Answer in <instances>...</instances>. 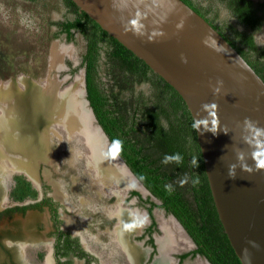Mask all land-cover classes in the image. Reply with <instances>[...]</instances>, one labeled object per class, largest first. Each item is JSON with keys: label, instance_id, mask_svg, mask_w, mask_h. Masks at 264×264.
I'll use <instances>...</instances> for the list:
<instances>
[{"label": "water", "instance_id": "1", "mask_svg": "<svg viewBox=\"0 0 264 264\" xmlns=\"http://www.w3.org/2000/svg\"><path fill=\"white\" fill-rule=\"evenodd\" d=\"M72 1L183 98L193 119L209 188L227 238L242 264H264L263 79L183 0ZM81 75L85 108L102 134L104 146L138 186L151 194L97 121L86 97L83 68ZM23 108L25 115L36 109ZM41 113L43 117L38 121H46L44 115L49 112ZM46 129L54 131V124ZM10 159L12 170L18 169V164L23 166L24 160ZM28 160L31 170L41 161ZM151 197L159 201L153 194ZM169 215L181 226L173 214Z\"/></svg>", "mask_w": 264, "mask_h": 264}, {"label": "trees", "instance_id": "2", "mask_svg": "<svg viewBox=\"0 0 264 264\" xmlns=\"http://www.w3.org/2000/svg\"><path fill=\"white\" fill-rule=\"evenodd\" d=\"M183 1L203 16L264 81V45L254 36L264 27V0ZM61 2L70 17L49 21L55 27L52 36L65 34L71 41L78 33L84 39L80 66L94 115L132 173L159 200L156 204L141 199L136 190L129 192L141 203L150 204L146 207L151 219L147 231L152 234L156 229L152 208L160 207L174 215L195 244L194 250L179 254L180 259L199 254L210 264H242L218 217L193 119L183 98L72 0ZM221 8L233 21H218ZM26 208L10 207L3 213L24 212ZM65 240L63 246L56 244L57 262L69 250L85 258L86 264L97 261L76 236L67 232ZM149 243L154 248L152 238Z\"/></svg>", "mask_w": 264, "mask_h": 264}, {"label": "rangeland", "instance_id": "3", "mask_svg": "<svg viewBox=\"0 0 264 264\" xmlns=\"http://www.w3.org/2000/svg\"><path fill=\"white\" fill-rule=\"evenodd\" d=\"M193 1L196 3H204L202 0ZM67 13L68 12L61 0H39L36 2L28 0H0V93L6 91L8 98L12 97L17 100L25 98L27 106H34L38 109H30V112L32 110V116L35 119H38L39 116L41 117L39 114L36 116L35 112H48L45 108L40 107L43 97L47 100L46 96H53L56 103L53 102L52 105L54 108L52 107V110L54 109L55 111L53 110V112H49L50 114L47 115L52 121L51 124H54V129L58 131L55 135L59 136V143H62L61 146L66 147V149H60L57 162H59V164L65 163L66 165V160L69 159L71 165L74 166L78 160L77 157H83L80 159L78 169L86 167L88 169V174L84 179L89 180L88 177L90 178L93 176L92 172L94 171V168L88 160L91 150H89V147L87 146L85 134L83 132L69 133L64 126V119L66 116L63 115L65 114V111L63 112V110L66 109V111H68L69 109V106L67 105L69 104L68 92L69 90H73L75 85H79L80 87V99L83 102L84 107L83 76L81 75L82 67L80 66V63L85 48V41L78 33H75V39L71 41H68L64 35L53 37L52 33L55 28L49 23L51 20L62 19L65 16L70 17ZM224 19H227L228 22L233 21L232 18L228 16L227 11L221 8L218 21ZM238 28L242 27L238 25ZM254 36L259 45H264V27L261 30L256 31ZM53 53H57L55 59L53 58L55 56ZM73 69L74 71L71 72ZM65 90L66 92L60 93V91ZM2 97L3 96L0 97V119L5 120L6 118V122L8 119H12L15 123L20 120V124L18 125L23 126L24 123L23 128L26 130L28 128L27 125L30 126L29 119H26V116H21L17 113L15 114L17 109H14V106L16 104L10 101L12 100L11 98L10 100L5 98L7 96ZM59 99L64 101H60L59 103ZM19 104H21V102ZM60 104H63V108L65 109L59 107ZM6 105L10 107V109L7 108ZM22 106H24L23 103ZM55 106L57 107L55 108ZM6 109H9L10 111ZM21 117L23 120H27V123L26 121L22 122ZM16 119H18V121H16ZM89 122L94 126L91 119H89ZM8 123L10 124L9 121L7 124ZM26 132L29 131L26 130L23 132V134L25 133V136L28 135ZM50 134L51 131L46 130V128L43 130L45 141H52V137H49ZM21 140L26 141L24 138H20L19 142L17 140L18 148L23 145ZM53 141L55 142V140ZM26 143L29 145V142L26 141ZM5 149L7 148L4 147L2 150L4 151ZM43 149L41 147L40 151L44 155L48 151L45 147ZM4 167L0 165V170H3ZM16 177L19 178L18 181ZM28 177L33 183L36 182L31 175ZM30 183L31 182L26 180L22 174H11L9 180L6 181L4 185V189L5 191L7 190V192L4 191L3 200L5 201H2L1 204L6 205L9 201H20L23 198H36L38 191L30 187ZM75 186L79 187L77 182L76 185H73L72 187L74 198L69 199L68 208L71 212V220L74 226H76L74 229L79 234L85 247L103 264H131L127 259L128 254H126L127 252L124 249L126 242L127 245H132L138 249H145V252L140 251L141 253L138 254L139 256L136 257L133 264H153L159 254L158 240L164 235V229L161 227L160 218L169 219L172 217L164 212L162 208L155 206L152 209V213L157 221L158 227L155 229L154 233L151 234L154 248L150 245L149 238L147 237L141 239L139 242H135L133 237H137L136 235H139L142 232V229L148 224L150 217L147 208L145 207V205L147 206V203L142 205L136 196L130 197L128 191L134 188L140 193L141 199H144L145 201L149 200L156 204H158L159 201L150 197L149 193L138 185L126 186L119 192H114L111 188H104L98 184V187L95 186V190L100 194L94 197L95 190L92 188V190H88L89 188L83 189L87 192L86 197H84L85 200H83L80 195L77 196L78 190ZM59 187L61 188L60 185ZM75 189L77 192H75ZM10 193H12V197L10 196ZM79 207L85 208L86 214L78 212L80 209ZM117 208L138 212L136 216L139 219L138 222L133 227L131 233H128L125 237L122 235V241L119 236H117V238L113 236L115 230L114 225L117 223L116 220H118L113 214ZM6 222L7 221L4 220L1 224L7 227L8 222ZM6 243L10 245L9 247L11 250L15 251L16 257L21 256L20 258H15L16 261H18L16 264H54L52 254L48 251L46 246L41 244V242L37 243L35 240L15 242L6 240ZM138 244L140 247L137 246ZM194 249L195 245L192 242L190 248L187 247L169 251L168 257L172 264H198L200 261L209 264L203 256L198 254H190L185 258H179V254L190 252ZM4 258L6 259L4 253L0 251V264H8L7 260L4 261Z\"/></svg>", "mask_w": 264, "mask_h": 264}, {"label": "flooded vegetation", "instance_id": "4", "mask_svg": "<svg viewBox=\"0 0 264 264\" xmlns=\"http://www.w3.org/2000/svg\"><path fill=\"white\" fill-rule=\"evenodd\" d=\"M53 28L55 27L53 26ZM62 35L65 36V34H62ZM47 114L48 113H46V117L48 119H46V121L45 120L37 121L35 122L34 127L32 126L33 130L32 131L28 130L29 133L32 134V136L37 134V132L39 131L38 128L40 130H43V128L48 127V125L52 123V121H50L49 116ZM42 117L43 115H41V118ZM0 121H3V120L0 119ZM8 121L11 123L12 119H8L7 122ZM16 121H18V119ZM18 124H20L19 121L14 123L13 126H11L10 124L8 126L6 124L0 125V149H1L0 157L5 154L9 157H12L10 156L12 155V153L14 154L13 156L14 158H19L22 160L25 156H26V159L29 157L28 154L21 156V153L23 152H21V150L18 149L16 139L19 142V139L20 138L22 139L25 136L24 135L25 133L23 134L24 123H23V126H19ZM49 131H51V134L49 137L50 138L52 137V141L47 140L46 143H44L43 145L42 144L39 145L38 142L35 143L37 153H34L32 151L33 155L30 154L32 158L33 156H35L36 159L39 158L41 160L38 162L36 167L34 165L33 170H30L31 172L30 174L32 178L36 180V184L33 183L29 179L28 175L24 174L23 172L17 171L14 169L12 170V167L10 164H8V162L6 163L7 165H5V167L3 166V164L1 165L2 167H4V169L0 170V251L4 253L6 257V259L4 258V261L7 260L8 264H16V262L18 263V261H16L15 258H20V257H16L15 251L10 249L9 247L10 245L6 243V240H10L13 242L25 241V240H35L37 243L41 242V244L43 246H46L48 251H50V253L52 254L54 264H86L85 258L76 256V254L73 253L71 250H69L66 255L61 256L59 260L60 262H57V259L55 256L56 244L59 243L61 246L66 244L65 239H66L67 232L73 237L76 236L80 242L81 247L85 251H87L89 254L96 257L85 247L79 234L75 231L74 227L76 228V226H74L71 220V212L68 208V203H69V199L74 198L72 187L73 185H76V182H77V185L79 186V187L75 186L78 190L77 196L80 195V197H82L83 200H85L84 197H86V194H87V192H85L83 189L89 188L88 190H92V189L95 190V186L98 187L97 186L98 182L96 178L93 176L90 178L88 177L89 180L84 179L86 178L88 174V169L86 167H83L82 169H78L80 159H82L79 156L77 157L78 160L76 161V165L74 166L71 165V161L69 159L66 160V165L65 163L59 164V162H57L58 153L60 152V149L62 148L66 149V147L61 146L62 143H59V138H58L59 136L55 135V133H57L58 131H56L55 129L54 131L53 130H49ZM6 134H7V138L4 139L6 137ZM53 140H55V142ZM14 142H16V145L14 148H12L11 144H13ZM2 147L7 148L5 149L6 151L5 150L3 151ZM41 147L42 149L45 147L48 152L43 155L40 151ZM82 164H83V161H82ZM25 166L26 165L24 164L23 168L29 170V168ZM13 173L22 174L26 178V180L31 182L30 187L38 191L36 198L34 199L23 198L20 201H15V200H12L13 202L9 201V203L6 205L1 204L2 201L3 202L5 201L3 200V196H4L3 194L5 191L4 185L6 181L9 180V176ZM89 173L91 174L90 171ZM58 183L61 186V188L59 187ZM77 190L75 192H77ZM131 190H135V189L134 188L130 189L128 191V195L130 197L136 196V195L129 194ZM5 192H7V190ZM11 194L12 193H10V196L12 197ZM94 194H95L94 197H96V195H99L100 193L97 190H95ZM149 196L151 197V194H149ZM36 203H37V206L29 207V205L36 204ZM146 203H147V206L145 205V207L150 206L149 202H145V201L144 203H141V204L144 205ZM23 205L28 206V208H26L24 212L13 211L11 213H5V214L3 213L4 210L10 207L23 206ZM78 212L80 213L83 212L84 214H86V209L80 208ZM113 215L117 219L116 214L114 213ZM4 220L8 222L7 227L1 224L2 221ZM150 225H151V219L148 221V224H146V226L142 229V232L139 235H136L137 237H141V238L133 237L135 242L136 241L139 242L141 239H144L146 237L149 239L151 238V234L147 231V227H149ZM157 227H158V224L156 221L155 228L157 229ZM154 231L152 232V234L154 233ZM131 232L132 231H130V233ZM113 235H114V232H113ZM120 240L122 241L121 237H120ZM96 259L97 261H91L88 264H103L97 257Z\"/></svg>", "mask_w": 264, "mask_h": 264}, {"label": "bare ground", "instance_id": "5", "mask_svg": "<svg viewBox=\"0 0 264 264\" xmlns=\"http://www.w3.org/2000/svg\"><path fill=\"white\" fill-rule=\"evenodd\" d=\"M53 55H55L53 57L55 59L57 57V53L56 54L53 53ZM80 94H81V90H80L79 85L78 86L75 85L73 90H69L68 92V101H69V104H67L69 106L68 111H66V109L63 108V104H60L59 107L65 109L63 110V112L65 111L64 112L65 114L63 115L66 116L64 119V126L66 130L72 134L73 132H80V133L83 132L85 134V140H86L87 146L89 147V150H91V154L90 156H88V160H89V163L91 162V165L94 168V171L92 172L93 177L96 178L99 186H103L104 188H108V189L111 188L112 190H114V192H119L120 190H122V188H125L126 186H137L138 184L136 180L133 177H131L132 175L122 167L121 163L117 160V158L113 154L109 153L107 148L104 146L106 144L104 143L105 141L100 131L97 130L95 126H92L90 124L89 122V119H91L90 114L88 113V110H85L86 108L84 109V107H86L85 106L86 104L84 103V107H83V102L80 99ZM47 95H50V94H47ZM1 96L3 97L7 96L5 98H8V95H6V91L4 93H0V97ZM10 98L12 99L10 101L16 104L14 107L18 106L17 107L18 109L16 110L15 114L17 113V114H20L21 116L27 115L26 119L27 118L29 119L30 126L27 125L28 128L26 130L32 131L35 122L41 119V117L39 116L38 119L36 118L37 120L33 118L32 110L29 113L27 112L26 115L24 114L25 109L23 111L22 103L24 106H27V101H25V98L22 100H19V99L17 100L16 98H12V97ZM46 98L47 100L43 97V101L40 107L45 108L48 112H53L54 109L52 110V107H53L52 104L53 102L56 103V100H54L53 96H49V97L46 96ZM60 101H64V100L59 99L58 102L60 103ZM20 102L21 104H19ZM56 107L57 106H55V108ZM7 108L10 109V107L8 106ZM9 109H6V110H9ZM35 113H36V116H38V114L39 115L43 114L41 112L39 113L35 112ZM44 129L45 128H43V130ZM38 130L39 131L34 136L29 137L28 135H26L23 137L27 142H29V145L26 143V141L23 140V145L20 148H18L21 150V152H23L21 153V156H24L26 154L30 156V154H32V151L34 153H37L35 143L38 142L39 145L40 144L43 145L44 143H46L44 136H43V130H40L39 128ZM26 133L30 134L29 132H26ZM6 138H7V134L4 139ZM16 142H17V139H16ZM16 142L11 144L12 148L15 147ZM33 157L34 159H36L35 156ZM23 160L24 161L26 160V156L23 158ZM137 213L138 212L134 210H125L122 208H117V210L115 211V214L118 220H117V223L115 224V230H114L113 236H115L116 238L117 236L122 238V235L125 237L128 233H130V231H132L133 227L139 220L136 217ZM160 219H161L160 224L162 225L161 227L162 229H164V235L162 238L158 240L159 254L157 258L155 259V261L153 262V264H172L170 258L168 257L169 251L175 250V249L187 248V247L190 248V246L192 245V242H191V239L187 236L186 232L182 229V227L179 226V224L176 223V221L173 218H169V219L160 218ZM124 248L127 252L126 254H128L127 258L131 264H133L136 257L139 256L138 254H140V251H143L141 249H138L137 247H133L132 245H127L126 242H125ZM198 264H206V263L200 261L198 262Z\"/></svg>", "mask_w": 264, "mask_h": 264}, {"label": "crops", "instance_id": "6", "mask_svg": "<svg viewBox=\"0 0 264 264\" xmlns=\"http://www.w3.org/2000/svg\"><path fill=\"white\" fill-rule=\"evenodd\" d=\"M18 106H16V107H14V109H18L17 108ZM22 118V117H21ZM17 120V119H16ZM14 121H12L11 123H10V125L11 126H13L14 125ZM4 124H6L7 126L9 125V123L7 124V122H6V119L5 120H3V121H0V125H4ZM29 136V135H28ZM4 149V148H3ZM30 151H32V150H30ZM3 155V154H2ZM4 156V157H3ZM3 156H1L0 157V165H2L3 164V166H5V165H7L6 163L9 161L10 162V158H13V156H14V154L12 153V155H10V156H12V157H9V156H7L6 154L5 155H3ZM29 158V157H28ZM30 159L33 161L34 160V157L32 158L31 156H30ZM24 162H26V163H24ZM27 162H30V160H25V161H23L22 162V164H23V166L22 167H19V166H21V164H18V169H20V170H18V169H16L17 171H21V172H23L24 174H26V175H31L30 173V168H29V170L28 169H24L23 167H24V164L26 165L25 167H27ZM36 167V166H35ZM32 170H33V168H32ZM137 246H139L140 247V245L138 244ZM125 249V248H124ZM140 249V248H139ZM141 250H143V252H145V249H141ZM147 250H148V248H147ZM125 252V251H124ZM141 253V252H140ZM143 254H145V253H143ZM125 256H126V254H125ZM21 257V256H20ZM127 257V256H126ZM128 259V258H127ZM151 264V263H150Z\"/></svg>", "mask_w": 264, "mask_h": 264}, {"label": "clouds", "instance_id": "7", "mask_svg": "<svg viewBox=\"0 0 264 264\" xmlns=\"http://www.w3.org/2000/svg\"><path fill=\"white\" fill-rule=\"evenodd\" d=\"M119 143V141H117V144Z\"/></svg>", "mask_w": 264, "mask_h": 264}]
</instances>
